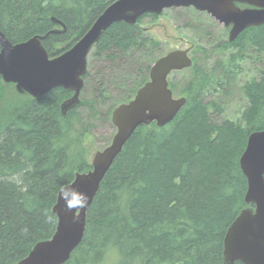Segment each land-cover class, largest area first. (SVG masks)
<instances>
[{"label": "trees", "instance_id": "16d2710c", "mask_svg": "<svg viewBox=\"0 0 264 264\" xmlns=\"http://www.w3.org/2000/svg\"><path fill=\"white\" fill-rule=\"evenodd\" d=\"M115 1L0 0V30L18 44L58 28L52 19L62 22L66 33L43 41L55 58ZM160 17L147 14L133 26L113 25L91 53L107 55L115 64L125 61V71L133 65L124 102L149 80L159 58L162 41L142 23ZM220 41L210 45L222 55L212 69L209 51L198 45L194 53L205 60L195 56L191 69L171 75L188 74L183 83L169 79L186 106L166 127L152 124L135 132L102 182L87 213L83 241L66 264H224L226 234L246 208L248 181L240 158L249 136L264 131V25L246 30L234 43ZM250 58L259 76L242 86L246 110L238 121L215 124L212 117L221 107L206 102L207 96L227 85L237 64ZM90 77L88 69L82 93ZM110 84L118 90L125 86ZM113 87L104 83L100 99ZM71 95L56 89L41 99L21 96L0 78V264H18L54 236L53 208L62 186L92 169V120L100 115L99 99L81 97L63 116L60 106Z\"/></svg>", "mask_w": 264, "mask_h": 264}, {"label": "water", "instance_id": "95a60500", "mask_svg": "<svg viewBox=\"0 0 264 264\" xmlns=\"http://www.w3.org/2000/svg\"><path fill=\"white\" fill-rule=\"evenodd\" d=\"M193 8L207 13L229 29L234 43L246 30L264 25V0H117L109 5L87 33L67 52L52 58L43 41L66 33V26L13 44L0 30V78L13 84L21 96L41 99L56 89L72 93L62 102L63 116L79 106L88 72V59L96 44L115 24L136 25L147 14L162 15L172 9ZM191 49L175 50L157 59L149 80L135 97L114 109L112 124L116 134L111 144L97 151L92 169L78 173L74 181L58 194L53 212L58 218L54 236L35 245L18 264H66L81 245L87 226V213L102 182L135 132L156 124L163 128L174 121L186 106L185 97L175 98L169 84L173 72L191 69ZM241 170L248 181L243 209L229 228L224 240V264H264V131L252 133L240 158ZM87 198L85 206L69 207L74 195Z\"/></svg>", "mask_w": 264, "mask_h": 264}, {"label": "rangeland", "instance_id": "374dc122", "mask_svg": "<svg viewBox=\"0 0 264 264\" xmlns=\"http://www.w3.org/2000/svg\"><path fill=\"white\" fill-rule=\"evenodd\" d=\"M142 27L148 29L151 34L162 41V46L157 52L159 58L175 50L191 49L190 55L193 60L195 56H198L199 61L203 62L205 57L201 53L197 55L194 53L196 47L201 45L204 47V51H209L207 60L211 69L222 58V55L218 56L213 52L210 45L215 44L219 38L222 43L229 38V31L223 25L219 24L207 13L196 11L193 8L165 11L157 21L146 19L142 23ZM231 52H234V50H231ZM249 53L253 57L252 51ZM255 62V58L254 60L250 58L246 62L240 61L237 64L238 69L235 75L229 78L227 85L213 90L207 96L206 102H211L215 107L222 108H220V112L215 113L212 117L215 124H220L227 119L233 121L241 119L243 112L248 106V101L244 96L242 86L250 78L259 76V67L256 66L257 64ZM125 65V61H117L116 64L115 62H111L107 55L105 57L93 56V54L89 56L88 69L92 77L88 80L85 92L82 93L81 97H97L99 99L98 107L100 111L99 117L92 120V134L94 139L92 156L97 151H102L107 148L116 134V128L112 124V114L109 120H106L104 117H106L107 112L111 108H113V112L121 104L127 103L124 100L127 98V90L131 86L130 82L132 78L130 75L135 70L133 65H131L129 66L131 67L130 71H125V68L128 67ZM184 74L181 73L177 76H171L170 80H174L176 83H183L185 78L188 77V74ZM118 81L125 83V86L119 87L120 90L110 84V82H115L118 86ZM104 83L113 87L114 90H111L112 92H106L105 98L102 100L100 99L102 93L100 89L103 88ZM175 98H180V95L175 94ZM107 264H111V261H108Z\"/></svg>", "mask_w": 264, "mask_h": 264}, {"label": "clouds", "instance_id": "9594fccd", "mask_svg": "<svg viewBox=\"0 0 264 264\" xmlns=\"http://www.w3.org/2000/svg\"><path fill=\"white\" fill-rule=\"evenodd\" d=\"M61 192H62V194L64 192L63 186L61 188ZM86 202H87V198L85 196H83L82 194L74 195L72 201L69 202V207H71L73 205H78L80 207H83V206H85Z\"/></svg>", "mask_w": 264, "mask_h": 264}]
</instances>
